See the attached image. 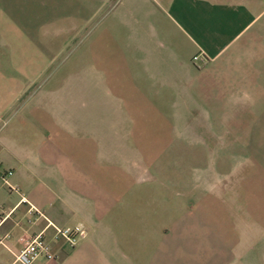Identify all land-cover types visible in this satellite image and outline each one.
<instances>
[{
  "label": "crops",
  "instance_id": "obj_1",
  "mask_svg": "<svg viewBox=\"0 0 264 264\" xmlns=\"http://www.w3.org/2000/svg\"><path fill=\"white\" fill-rule=\"evenodd\" d=\"M6 171L0 264H264V0H0Z\"/></svg>",
  "mask_w": 264,
  "mask_h": 264
},
{
  "label": "built area",
  "instance_id": "obj_2",
  "mask_svg": "<svg viewBox=\"0 0 264 264\" xmlns=\"http://www.w3.org/2000/svg\"><path fill=\"white\" fill-rule=\"evenodd\" d=\"M199 56L193 57L194 60ZM11 171L0 173L2 179L6 181V175L11 174ZM16 190L15 188H11ZM22 201L27 202L25 198ZM30 210L35 211L38 215H42L38 210L31 207ZM85 229L81 224L73 226L59 227L53 225V239L61 241L68 247H74L78 241L85 236ZM0 243H2L0 239ZM57 255L53 251L51 243L44 235V231L29 235L24 239L20 249L15 254V260L20 264H47V262L55 261Z\"/></svg>",
  "mask_w": 264,
  "mask_h": 264
},
{
  "label": "rangeland",
  "instance_id": "obj_3",
  "mask_svg": "<svg viewBox=\"0 0 264 264\" xmlns=\"http://www.w3.org/2000/svg\"><path fill=\"white\" fill-rule=\"evenodd\" d=\"M236 152H233V151H230L229 152V158H232L233 157V154H235Z\"/></svg>",
  "mask_w": 264,
  "mask_h": 264
}]
</instances>
